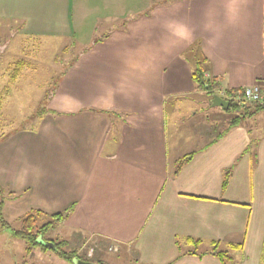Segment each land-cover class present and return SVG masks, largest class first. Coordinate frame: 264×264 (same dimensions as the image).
Here are the masks:
<instances>
[{
  "label": "crops",
  "instance_id": "crops-1",
  "mask_svg": "<svg viewBox=\"0 0 264 264\" xmlns=\"http://www.w3.org/2000/svg\"><path fill=\"white\" fill-rule=\"evenodd\" d=\"M94 12L96 20H133V35L110 34L99 45L137 35L140 52L97 45L110 69L78 70L95 77L89 100L67 97L36 129L0 139V185L19 195L5 202L4 218L66 212L57 224L69 240L59 241L90 264H108L105 249L136 264H222L209 252L216 243L230 255L226 264L264 263V127L224 131L232 116L197 115L221 107L213 94L227 100V89L264 87V0H0V19L23 21L36 36L73 34L76 20ZM184 45L198 46L204 76L218 83L213 94L192 81ZM89 248L91 256L79 255Z\"/></svg>",
  "mask_w": 264,
  "mask_h": 264
},
{
  "label": "rangeland",
  "instance_id": "rangeland-1",
  "mask_svg": "<svg viewBox=\"0 0 264 264\" xmlns=\"http://www.w3.org/2000/svg\"><path fill=\"white\" fill-rule=\"evenodd\" d=\"M154 1L150 0V4ZM161 3H168V0H161ZM95 13L81 20L77 19L73 34L61 35L36 36L24 30L23 21L0 19V92L6 87L5 93H2L0 97V139L15 131L36 129L45 117V114L41 116L37 114L40 108L61 109L63 101L67 97L75 102L85 103L86 99L89 100V92L93 93V90L97 88L92 82L95 77L91 73L89 74L88 71L78 70L88 64L91 67L95 66L97 68L96 73L101 74L103 70L105 73V69H110V65H107V63L111 62L106 53L94 50L99 45L96 41L101 42V40L109 39L110 34L118 35L121 32L122 34L129 33L133 35L129 31L131 27H126L127 22L133 21L132 19L125 18L126 20L118 24V21H115L117 18L96 20ZM118 19L123 18L119 16ZM130 37L125 40L127 42H108V45L99 46L104 47L107 45L106 47H110L113 44L112 49L115 45L114 49H121L123 46L119 44H124L126 47L130 46V49L128 48L131 51L130 53L140 52L137 35ZM187 47L188 45H184L182 51L188 53ZM124 50L127 49L124 48ZM18 60L25 62L24 67L17 78L13 82H9V75ZM78 63H81V65L76 66ZM74 73L77 77L75 80H73ZM81 77L84 78L82 87L79 81ZM85 81H88V83L85 84ZM84 86L88 87L85 88ZM78 90H82V93L80 96H75L74 92ZM168 100L167 97L164 107H166L167 113L165 118L166 131L169 133L171 116L167 112ZM240 104L246 106L253 103L241 102ZM207 106L205 105L200 112L197 110V115H207L208 120L212 117L215 121L225 119L226 123V119L236 113L221 107L209 109ZM216 112L218 113L216 114ZM243 123L247 125L253 134L260 133L264 127V111H260L250 118H245ZM193 126L196 129L200 127L199 122L197 123L195 119ZM219 130L221 129L218 127L216 131ZM44 220H46L45 217L40 218L38 224ZM19 227L20 221L18 219L10 222V228L0 226V264H71L60 257L57 251L51 247L43 249L36 245L27 248L26 241L12 233L14 229L17 230ZM59 227L56 222L45 231L43 234L45 240L59 241L61 238L69 240L66 237L69 229H67L66 235H63L59 231ZM184 247L185 244L181 243L180 248L184 249ZM218 249H222V247L219 246ZM63 250L69 251V247L65 246ZM86 253L87 256L92 254H89V249H87L85 253L81 252L79 255H86ZM92 258L94 259V257ZM100 258L108 264H136L135 262L132 263L133 261L120 251H107L105 249L103 252L101 251ZM262 264L264 263L262 262Z\"/></svg>",
  "mask_w": 264,
  "mask_h": 264
},
{
  "label": "trees",
  "instance_id": "trees-1",
  "mask_svg": "<svg viewBox=\"0 0 264 264\" xmlns=\"http://www.w3.org/2000/svg\"><path fill=\"white\" fill-rule=\"evenodd\" d=\"M188 53L186 54V59L191 63L192 65V70H191V78L192 81L196 84V87L199 89H206L209 92V95L213 94V89L218 86V83L215 81L213 78L205 77L204 76V71H205V58L200 55V52L198 50V46L192 45L190 48H188ZM25 62L23 60H18L16 61V66L12 69V72L9 75V82H13L21 70L24 67ZM6 87L2 89L0 92V97L2 93H5ZM212 89V90H211ZM237 89H227L226 93L228 94V107L227 110H232L236 112L234 116H232L229 121L227 122V126L225 127L226 131L228 127L236 126L243 122L245 118H250L257 114L260 111H264V87H262V93H263V98L259 102H254L252 105L248 104L246 106L240 104L241 102L233 100L232 95ZM58 114V111L55 110H49L48 108H40L37 114L41 116L42 114ZM255 140L252 139V141L249 142L248 146L246 147L245 151L249 149V146L251 142H254ZM192 153H189L188 155L184 156V158L178 160L176 168L174 170V173H176L180 166L189 158L191 157ZM231 174L230 169H226L223 172V177H222V188H224L229 180ZM18 194H14L7 189H5L3 186L0 185V226L2 228H10V222H8L4 216H3V206L5 202L9 199L18 197ZM67 215L66 212H57V213H52V214H43L39 210H29L25 214H22L18 218L20 221V227L19 229H14L13 234L18 235V237L24 239L27 243V248H31L32 246H40L41 248H50V246L40 244L37 241L38 236H42L44 238L43 234L45 231H47L54 223L57 221L62 220L65 216ZM45 217L46 220L43 222H40L38 224V221L40 218ZM189 240H192L193 238H188ZM49 241L52 242L54 250L57 251V253L62 257L64 260L72 262V259L76 257L75 252L73 251H65L63 250V240L60 241H54L52 239H49ZM196 243H198V239H194ZM210 253L214 254L219 258L222 264H226L228 259H230V256L227 252V250L224 249H218L217 243L213 246V248L209 251Z\"/></svg>",
  "mask_w": 264,
  "mask_h": 264
},
{
  "label": "built area",
  "instance_id": "built-area-1",
  "mask_svg": "<svg viewBox=\"0 0 264 264\" xmlns=\"http://www.w3.org/2000/svg\"><path fill=\"white\" fill-rule=\"evenodd\" d=\"M218 92L223 93L224 91L218 90ZM233 100L239 102H248L254 103L259 102L263 98L262 90L260 89L257 82L251 83L250 85L243 86L242 88H238L234 94L232 95ZM229 99V98H228ZM111 249V248H109ZM92 248L89 249V254L92 253Z\"/></svg>",
  "mask_w": 264,
  "mask_h": 264
},
{
  "label": "water",
  "instance_id": "water-1",
  "mask_svg": "<svg viewBox=\"0 0 264 264\" xmlns=\"http://www.w3.org/2000/svg\"><path fill=\"white\" fill-rule=\"evenodd\" d=\"M211 103H212V105H218V106H221V107H223L224 109H227V107H228V100H225L224 98L220 97V96L217 95V94H213V95H212ZM37 241H38L40 244H43V245H47V246L53 247L52 242L49 241V240H45V239H43L42 236H38ZM72 262L75 263V264H90L89 262L81 261V260H79V259L76 258V257H74V258L72 259Z\"/></svg>",
  "mask_w": 264,
  "mask_h": 264
}]
</instances>
